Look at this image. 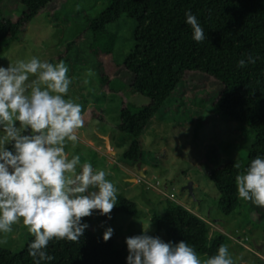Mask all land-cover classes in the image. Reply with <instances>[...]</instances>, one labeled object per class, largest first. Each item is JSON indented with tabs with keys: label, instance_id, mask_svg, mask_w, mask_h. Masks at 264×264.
<instances>
[{
	"label": "rangeland",
	"instance_id": "1",
	"mask_svg": "<svg viewBox=\"0 0 264 264\" xmlns=\"http://www.w3.org/2000/svg\"><path fill=\"white\" fill-rule=\"evenodd\" d=\"M107 5L108 0H56L27 26L20 40H8L0 46V67L8 68L10 63L15 65L32 57L53 64L62 61L68 67V76L73 82L66 98L82 105L84 117L78 143L66 148L69 158L79 155L82 163L89 162L94 169L103 170L116 186L117 197H124L139 208L135 217L111 213V219L96 211L93 221L96 234L104 236L107 228H112V238L121 249L128 251V237L141 235L144 226L153 237L156 231L153 216L164 215L172 205H181L205 220L212 235L221 233L227 237L225 245L235 264H264V226L248 225L245 216L223 215L218 208L219 192L198 168L208 152L213 155L211 151L217 146L242 169L248 148L254 143V135L241 139L240 125L212 110L211 104L221 86L200 77L184 82L173 95L172 105L163 109L140 137L145 170L138 169V162L124 160L123 155L134 138L117 130L123 101L133 112H138L148 99L121 83L130 85L133 81L126 70L113 76L108 61L111 56L114 61L122 62L132 51L136 22L123 16L109 25L106 34L97 40V33L89 28L90 22ZM0 10L5 17H11L24 11V6L21 0H5ZM110 38L116 40L111 48L113 54L108 51ZM89 69L95 76L84 85ZM103 74L121 81L111 83L115 93L104 92ZM89 112L102 115L104 121L89 120ZM130 170L142 177L139 172L144 170L147 184L127 181L132 175ZM190 183L194 185V196L185 189ZM13 229L8 243L0 247L19 252L32 236L22 223L14 225ZM159 238L165 241V235Z\"/></svg>",
	"mask_w": 264,
	"mask_h": 264
},
{
	"label": "trees",
	"instance_id": "2",
	"mask_svg": "<svg viewBox=\"0 0 264 264\" xmlns=\"http://www.w3.org/2000/svg\"><path fill=\"white\" fill-rule=\"evenodd\" d=\"M5 0H0V5ZM56 0H21L24 11L4 16L0 10V46L8 40H20L27 26ZM191 11L204 30L205 40L198 43L186 24L185 13ZM126 16L136 22L134 47L122 62L109 56L110 70L115 76L122 69L133 76L130 85L106 74L101 75L105 93L114 92L115 80L134 93L148 99L138 112H133L125 100L117 130L130 135L134 141L124 153L126 162L142 160L140 137L163 109L172 105L173 95L188 79L200 77L221 86L211 108L218 115L237 122L238 133L245 140L254 135L248 157L242 169L214 145L199 168L214 183L220 194L219 210L225 216H245L248 225L264 226V208L239 198L235 178L244 173L257 156L264 158V0H108L107 7L90 22L89 28L100 35L107 27ZM116 40L110 38L109 54ZM251 54L255 64L240 68L238 61ZM115 93V92H114ZM89 120L103 122L104 118L89 112ZM14 143V142H13ZM13 143L7 148L14 151ZM218 149H217V148ZM213 149V148H212ZM83 219L89 227L79 243L52 241L48 253L51 262L42 264H127L129 252L120 248L111 237L107 242L94 228V213ZM135 217L138 206L124 197H117L112 211ZM156 231L153 237L165 235V243L183 241L192 246L198 256L210 257L227 242L221 233L211 234L210 225L181 205H172L164 215H154ZM19 252L0 247V264H34L28 255V245ZM235 264V263H234Z\"/></svg>",
	"mask_w": 264,
	"mask_h": 264
},
{
	"label": "clouds",
	"instance_id": "3",
	"mask_svg": "<svg viewBox=\"0 0 264 264\" xmlns=\"http://www.w3.org/2000/svg\"><path fill=\"white\" fill-rule=\"evenodd\" d=\"M185 16L193 39L202 43L206 37L196 16L190 10ZM256 59L249 54L238 66ZM68 72L62 61L53 64L37 57L0 67V245L22 223L34 238L28 245L34 264L54 260L47 251L52 241L79 243L89 227L83 219L94 211L111 219L117 205V188L106 173L82 163L79 155L69 158L66 151L78 143L84 126L82 105L66 98L73 82ZM94 76L87 70L83 84ZM9 143L14 151L6 147ZM235 182L240 199L264 207V158L253 159ZM148 229L144 226L141 235L126 239L127 264H234L226 245L201 259L188 243H165L149 236ZM113 231L109 227L104 232L105 242Z\"/></svg>",
	"mask_w": 264,
	"mask_h": 264
},
{
	"label": "water",
	"instance_id": "4",
	"mask_svg": "<svg viewBox=\"0 0 264 264\" xmlns=\"http://www.w3.org/2000/svg\"><path fill=\"white\" fill-rule=\"evenodd\" d=\"M142 157V155H141ZM138 169L141 170L142 169V162H138ZM142 175L144 177H146V175L143 173V171H141ZM185 189H187L190 193L191 196H194V185L193 183H190L187 187H185Z\"/></svg>",
	"mask_w": 264,
	"mask_h": 264
},
{
	"label": "crops",
	"instance_id": "5",
	"mask_svg": "<svg viewBox=\"0 0 264 264\" xmlns=\"http://www.w3.org/2000/svg\"><path fill=\"white\" fill-rule=\"evenodd\" d=\"M142 169L145 170L144 162L142 163ZM144 170H143V173H144ZM130 173H131V174L134 173L133 170H130ZM139 174L142 175L141 172H139ZM144 174H145V173H144ZM137 177H138V176L132 174L131 177L127 178L126 180L129 181V182H131V183L135 182V184H138V183L136 182Z\"/></svg>",
	"mask_w": 264,
	"mask_h": 264
},
{
	"label": "built area",
	"instance_id": "6",
	"mask_svg": "<svg viewBox=\"0 0 264 264\" xmlns=\"http://www.w3.org/2000/svg\"><path fill=\"white\" fill-rule=\"evenodd\" d=\"M145 177H142V176H138L137 179H136V182L137 183H144V184H147V182L145 181ZM173 197V196H172Z\"/></svg>",
	"mask_w": 264,
	"mask_h": 264
}]
</instances>
